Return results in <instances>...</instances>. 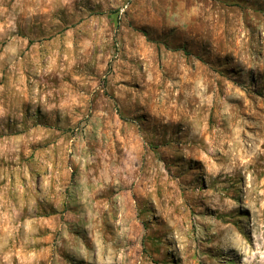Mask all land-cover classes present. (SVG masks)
<instances>
[{"label": "rangeland", "instance_id": "rangeland-1", "mask_svg": "<svg viewBox=\"0 0 264 264\" xmlns=\"http://www.w3.org/2000/svg\"><path fill=\"white\" fill-rule=\"evenodd\" d=\"M0 264H264V0H0Z\"/></svg>", "mask_w": 264, "mask_h": 264}]
</instances>
